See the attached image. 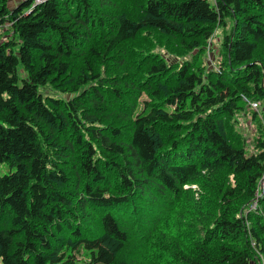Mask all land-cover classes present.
<instances>
[{"label":"trees","instance_id":"1","mask_svg":"<svg viewBox=\"0 0 264 264\" xmlns=\"http://www.w3.org/2000/svg\"><path fill=\"white\" fill-rule=\"evenodd\" d=\"M7 3L0 0V27L12 31L0 40V165L9 167L0 173V264H134L122 254L129 241L146 246L158 227L180 229L172 212L183 198L191 200L182 222L188 227L173 235L167 262L252 264L264 256V195L257 194L264 119L253 151L232 144L221 120L243 109V96L264 98V59L254 58L264 41V0ZM227 18L234 21L224 37L227 59L214 74L191 62L149 60L147 74L164 78L165 86L140 110L131 103L128 124H97L89 111L81 117L78 105L46 99L40 90L70 83L73 63L92 37L112 55L143 29L195 46ZM94 47L84 63L99 53ZM20 64L28 77H21ZM90 80L85 75L79 83ZM222 169L234 180L219 183ZM206 185L210 190L201 192ZM209 194L218 202L207 225Z\"/></svg>","mask_w":264,"mask_h":264},{"label":"rangeland","instance_id":"2","mask_svg":"<svg viewBox=\"0 0 264 264\" xmlns=\"http://www.w3.org/2000/svg\"><path fill=\"white\" fill-rule=\"evenodd\" d=\"M17 1L19 0H8L7 5L13 7ZM210 1L212 3L215 2V0ZM100 8H103V6H100ZM107 9L109 11L112 10L111 6L107 7ZM133 10L136 14L141 11V7L135 5ZM233 27V19L227 18L226 24L215 25L211 37L208 39L206 37L200 38L198 40L199 45L195 46L189 43L191 40L189 38L182 40L155 29H143L140 37L135 41L124 43L122 50L113 55L103 53V47L101 45L96 46L95 39L92 37L86 45L85 51L82 53L84 55L78 57L73 63L67 76L68 79H71L70 83L65 84L63 81L59 86L47 84L42 86L40 90L46 99L52 97L62 99L64 106L66 103L78 105L77 110L81 117L89 111L96 120L98 119L97 124H128V120L124 119V114L129 110L131 103L133 102L137 105L135 110L138 111L141 109L143 101H152L156 96L155 91H161L165 86L164 78L147 74L149 60L160 57L171 66L191 62L194 64L193 68L200 67L201 70L205 71L206 75L212 76L216 71L215 69L227 59L224 37L230 33ZM11 34L12 31L9 30L8 24L0 27V40L9 38ZM91 45L95 46L94 49L99 53L89 55V60L84 63L85 54L90 51L89 46ZM254 58L259 60L257 61L258 63H261V60L264 59L263 40L258 41V48ZM19 73L22 78L28 77L27 71L23 68L22 64L19 65ZM98 73L101 79L93 77L94 74ZM85 75L91 77V80L86 83H79V80ZM20 83H22V79H20ZM93 87L96 91L102 93L101 97H97L98 99L94 97ZM113 88H117L118 90L116 91ZM87 92L88 94L85 95ZM251 96L252 98L248 96V99L251 98L257 101H248L247 97L243 96L244 100L239 103L243 105V109L237 111L235 115L223 114L221 115V120L226 125V133L229 135L228 137L232 144L243 146L247 150L253 151L256 150V140L262 133L260 126L264 119V98L258 99L255 94ZM250 102H259V105L253 110L250 109ZM255 113H258V116L255 117ZM66 170L74 176L72 168H67ZM8 171L9 167L7 165H0L1 174ZM219 175L220 177H217L219 183H224L227 180L229 181V179L234 180L227 169H222ZM72 180L74 182L73 178ZM190 186L188 185L187 187ZM192 188L196 192L198 186L193 185ZM208 190L210 188L208 189L206 185V188L201 192L204 193ZM209 195H211L208 198L211 209L207 210L202 216L204 218L203 221L207 225L213 220L211 214L217 210L213 209L212 206L218 202L216 196H213V194ZM236 200L240 202L243 198L239 196ZM190 203L191 200L189 198H183L172 212L173 219L179 223L180 229H176L173 232L175 224L169 229L160 226L154 231L152 239L146 246H143L145 244L130 243L129 241V245L125 247L122 254L130 258L134 264H172L164 259V255L167 253L168 248L174 244L173 235L176 231L188 227V225H182V222ZM253 204L251 202L250 207ZM246 210L248 212V209ZM200 215L202 214L200 213ZM193 217L196 218L194 214ZM249 223L252 226V220H249ZM183 240L184 233H182V238L179 240L181 245L186 244ZM151 243L152 247H150ZM156 255L158 258L160 257L158 260L156 259ZM259 263L264 264V256L259 255L252 262V264Z\"/></svg>","mask_w":264,"mask_h":264},{"label":"built area","instance_id":"3","mask_svg":"<svg viewBox=\"0 0 264 264\" xmlns=\"http://www.w3.org/2000/svg\"><path fill=\"white\" fill-rule=\"evenodd\" d=\"M250 104H251V108H255L256 109V107L259 105V102H250ZM257 194L259 195V196H261V195H264V174H263V176L261 177V179L259 180V183H258V191H257ZM258 197L256 198V199H254L253 200V202L252 203H254L251 207H250V209H254V208H256L258 205H257V203H258ZM259 264H261V263H259Z\"/></svg>","mask_w":264,"mask_h":264}]
</instances>
